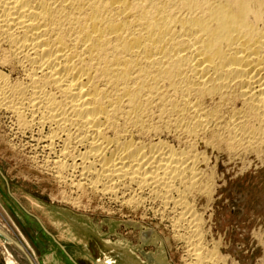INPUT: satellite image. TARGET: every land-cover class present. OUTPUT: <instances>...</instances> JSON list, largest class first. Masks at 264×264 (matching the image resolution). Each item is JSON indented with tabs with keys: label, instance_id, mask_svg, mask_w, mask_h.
Here are the masks:
<instances>
[{
	"label": "bare ground",
	"instance_id": "6f19581e",
	"mask_svg": "<svg viewBox=\"0 0 264 264\" xmlns=\"http://www.w3.org/2000/svg\"><path fill=\"white\" fill-rule=\"evenodd\" d=\"M0 110L60 181L161 206L199 262L197 145L264 149V0H0Z\"/></svg>",
	"mask_w": 264,
	"mask_h": 264
},
{
	"label": "rangeland",
	"instance_id": "374dc122",
	"mask_svg": "<svg viewBox=\"0 0 264 264\" xmlns=\"http://www.w3.org/2000/svg\"><path fill=\"white\" fill-rule=\"evenodd\" d=\"M16 125L0 110V264L11 259L17 264H74L45 229L78 264H102L109 245L145 261L137 251L141 229L135 224L156 232L163 248L158 243L144 250L164 254L170 264H264V149L239 152L225 143L197 145L202 158L207 157L198 167L205 189L189 197L202 218L204 259L198 262L161 206L150 200L130 205L91 186L78 190L71 181H60L50 162L55 154Z\"/></svg>",
	"mask_w": 264,
	"mask_h": 264
},
{
	"label": "water",
	"instance_id": "95a60500",
	"mask_svg": "<svg viewBox=\"0 0 264 264\" xmlns=\"http://www.w3.org/2000/svg\"><path fill=\"white\" fill-rule=\"evenodd\" d=\"M127 225H130V223ZM136 228L141 229L140 233V241H141V246L137 248L138 253L144 258L145 261L141 260V258L133 253L132 251L128 249H123L119 248L116 246H107L110 252L105 256V261L102 262V264H170L166 258V256L163 255H158L155 256V254L151 252H146L144 250L145 246L153 245L156 246L158 243L161 244L162 246V241L157 236L156 232L152 229H146L142 230L141 225L135 224L134 225ZM45 231L53 238V240L62 248V250L68 255L69 259L74 263L78 264L76 260L67 252L66 247L62 245L59 240L50 234L46 229Z\"/></svg>",
	"mask_w": 264,
	"mask_h": 264
},
{
	"label": "crops",
	"instance_id": "0c3cea01",
	"mask_svg": "<svg viewBox=\"0 0 264 264\" xmlns=\"http://www.w3.org/2000/svg\"><path fill=\"white\" fill-rule=\"evenodd\" d=\"M37 262V261H36Z\"/></svg>",
	"mask_w": 264,
	"mask_h": 264
}]
</instances>
